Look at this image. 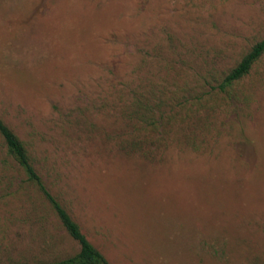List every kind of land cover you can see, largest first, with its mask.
I'll return each instance as SVG.
<instances>
[{
    "label": "rangeland",
    "instance_id": "rangeland-1",
    "mask_svg": "<svg viewBox=\"0 0 264 264\" xmlns=\"http://www.w3.org/2000/svg\"><path fill=\"white\" fill-rule=\"evenodd\" d=\"M262 39L264 0H0V118L110 264H264V56L217 88ZM77 251L0 135V264Z\"/></svg>",
    "mask_w": 264,
    "mask_h": 264
},
{
    "label": "trees",
    "instance_id": "trees-1",
    "mask_svg": "<svg viewBox=\"0 0 264 264\" xmlns=\"http://www.w3.org/2000/svg\"><path fill=\"white\" fill-rule=\"evenodd\" d=\"M263 56L264 39L255 43L242 59L230 69L222 82L218 85V92L224 95H227V93L228 95H232L236 92L238 87L250 76L252 70L256 68ZM139 96H141L142 99L146 97L144 93ZM154 109H157V111ZM160 109V106L157 105L156 107H152L136 96L126 110L129 114L131 113L128 118L137 122L140 130L146 134L145 138L149 139V133L157 134L166 145V140H168V138H164L166 134L165 129L171 125L173 119L171 116L167 117L164 111ZM0 135L6 144L9 156L20 165L27 175L29 182L38 188L49 203L61 226L78 246V251L72 256L53 262H42L38 264H110L107 258L88 240L81 227L74 221L67 209L47 189L43 179L34 167L26 146L1 118ZM140 145L142 144H137V141H135L127 147L129 150L131 149L134 151L140 147ZM140 149H142V147H140ZM15 264L28 263L19 262Z\"/></svg>",
    "mask_w": 264,
    "mask_h": 264
}]
</instances>
